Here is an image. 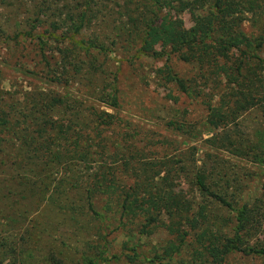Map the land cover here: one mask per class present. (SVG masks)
<instances>
[{
  "label": "trees",
  "instance_id": "trees-1",
  "mask_svg": "<svg viewBox=\"0 0 264 264\" xmlns=\"http://www.w3.org/2000/svg\"><path fill=\"white\" fill-rule=\"evenodd\" d=\"M25 3L17 0L18 12L27 10ZM31 3L28 29L11 40L33 41L20 48L22 58L30 56L50 83L70 89L81 74H105L107 41L130 62L163 58L156 71L160 85L198 104L205 143L264 164V134L255 130L249 140L237 129L250 111L264 125V35L242 27L246 16L257 24L264 0ZM99 16L106 30L87 37ZM4 23L0 36L11 29ZM172 60L193 72L178 74ZM115 75L101 80L110 92L89 94L97 97L94 104L68 92L0 98V169L6 171L0 264H224L233 253L264 257V248L248 245L264 220L255 208L259 200L238 204L216 191L193 158L147 157L152 137L137 141L116 114ZM182 118L167 124L197 137V119ZM156 232L166 238L143 250L140 238Z\"/></svg>",
  "mask_w": 264,
  "mask_h": 264
},
{
  "label": "rangeland",
  "instance_id": "rangeland-1",
  "mask_svg": "<svg viewBox=\"0 0 264 264\" xmlns=\"http://www.w3.org/2000/svg\"><path fill=\"white\" fill-rule=\"evenodd\" d=\"M25 1L27 10L23 12L19 9L18 12L17 0H0V25L5 24L4 20H7L11 28L6 35L0 36V98L7 101H9L8 98L20 101L24 95L32 92L58 94L68 92L75 98L94 104L97 97L93 95L90 97L89 94L93 92L98 95L102 90L106 93L110 92L106 90L107 85H104L101 80L102 77L103 80L113 78L116 74L119 92V106L116 114L136 133L137 141L141 140L144 143L145 137L148 139L152 137L150 154L147 157L165 156L173 160L185 158L184 160L187 161L193 158L197 171H203L202 173L207 177L208 182L215 186L216 191L227 194L238 204L242 202L255 204L256 200H259L258 207L255 208L258 209V214L262 215L260 218H264V164H254L249 157H235L227 151L214 149L205 143L208 133L198 134L199 121L202 118V111L198 104L193 105L191 100L176 92L172 86L163 88L160 85L156 71L160 68L163 58L153 60L142 57L135 62H130L128 56L116 51L107 41L104 48L109 71H105L106 73L102 75L90 76V79L81 74L76 81L78 85L70 89L52 84L44 77L41 66L29 60L30 56L22 58L26 51L20 48L32 46L33 41L26 39L24 43L15 44L11 40L14 36L18 37L22 34L30 25L31 17L29 18L28 10H31L33 0ZM66 4H72V0H58V5ZM101 16L98 17L96 26L86 31L87 37L95 36L98 32L106 30ZM182 18L188 26V17L182 15ZM242 27L253 35H257L262 30V35H264V15L257 19V24H254L248 16L244 17ZM15 49H20L22 52L15 53ZM172 64L178 74L193 72L190 66L175 61ZM182 114L186 122L197 119V137L189 136L186 129L175 132L167 124L168 122L183 123ZM237 129L249 140L253 139L255 130L264 134V125L256 111H250L244 115L239 120ZM230 133L232 134L233 131L231 130ZM232 136L235 135L232 134ZM137 146L141 147L143 144L139 143ZM4 177H6V171L0 169V181L4 180ZM200 200L197 194V203ZM207 205L216 213L214 203L207 202ZM220 213L224 216H233V212L232 214L227 211ZM49 218L51 222L55 221L51 219V216ZM4 223L3 220L0 221L1 225ZM2 228L5 229L3 226ZM9 232H14V228ZM58 233L52 235L57 241H59ZM165 238L162 232L152 233L148 237L142 236L140 238L141 248L147 250L148 246L156 245ZM119 244L120 239L116 238L113 245L119 247ZM248 245L256 249L264 248V220L261 222L260 229L248 237ZM110 264L124 263L111 262ZM224 264H264V257L255 254L233 253L228 256Z\"/></svg>",
  "mask_w": 264,
  "mask_h": 264
}]
</instances>
